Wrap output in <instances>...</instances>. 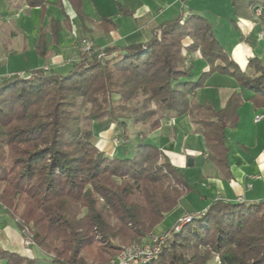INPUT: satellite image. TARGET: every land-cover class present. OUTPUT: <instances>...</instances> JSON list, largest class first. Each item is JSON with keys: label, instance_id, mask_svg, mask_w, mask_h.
I'll list each match as a JSON object with an SVG mask.
<instances>
[{"label": "trees", "instance_id": "obj_1", "mask_svg": "<svg viewBox=\"0 0 264 264\" xmlns=\"http://www.w3.org/2000/svg\"><path fill=\"white\" fill-rule=\"evenodd\" d=\"M239 9L237 0H231ZM251 12L264 0H243ZM7 10L43 9L46 0H5ZM253 14V13H252ZM264 27V19L257 21ZM188 39L189 43L184 44ZM83 42H85L83 40ZM46 56L44 36L35 45ZM207 65L193 82L183 52ZM243 71L199 16L163 26L144 45L80 52L60 75L37 69L0 79V205L52 264H108L123 247L143 244L191 189L162 151L138 140L124 154L95 144L114 126L124 148L127 123L157 130L161 120L188 115L199 127L206 156L228 177L227 130L245 100L264 107V64L251 57ZM214 73L239 87L214 110L194 100ZM86 114L77 112L79 102ZM126 153V154H125ZM264 264V200L211 202L191 222L165 233L157 256L145 264ZM5 264H32L0 251Z\"/></svg>", "mask_w": 264, "mask_h": 264}, {"label": "crops", "instance_id": "obj_2", "mask_svg": "<svg viewBox=\"0 0 264 264\" xmlns=\"http://www.w3.org/2000/svg\"><path fill=\"white\" fill-rule=\"evenodd\" d=\"M237 5L239 9H234L231 0H46L43 9L22 4L7 10L5 0H0V79L45 68L63 75L79 61L83 40L98 50L144 45L165 24L193 15L211 26L224 50L247 71L248 58L256 57L264 64V27L255 22L243 0H237ZM41 34L46 45L43 58L35 49ZM188 43L185 39L184 44ZM183 56L195 82L207 65L199 52L184 51ZM239 91L232 78L214 73L196 91L194 100L217 111ZM250 95L244 92L236 126L227 130L228 177L208 160L199 127L188 115L163 119L153 132L128 122L124 148L113 145L114 126L98 133L96 146L111 156L124 154L143 139L184 174L191 190L164 216L153 235L166 233L180 218L206 210L213 201L253 204L264 200V107L250 102ZM256 116H261L257 122ZM0 251L15 253L32 264H52L37 246L24 245L18 225L1 205Z\"/></svg>", "mask_w": 264, "mask_h": 264}, {"label": "built area", "instance_id": "obj_3", "mask_svg": "<svg viewBox=\"0 0 264 264\" xmlns=\"http://www.w3.org/2000/svg\"><path fill=\"white\" fill-rule=\"evenodd\" d=\"M253 18L255 22L263 18L264 11L257 7L253 10ZM257 23V22H256ZM261 36V35H260ZM92 50V45L90 43L84 42L82 44L81 52H88ZM44 70H47L46 68ZM261 116H256L255 121H259ZM116 141V140H115ZM194 218V214L185 215L180 218L175 225L172 227L175 232H178L183 225L189 223ZM165 241V233L159 236L151 235L147 242L143 244H130L123 247L119 254L111 260L112 264H145L153 260L157 254L160 252V245ZM32 244L29 239L24 240V245L28 246Z\"/></svg>", "mask_w": 264, "mask_h": 264}, {"label": "rangeland", "instance_id": "obj_4", "mask_svg": "<svg viewBox=\"0 0 264 264\" xmlns=\"http://www.w3.org/2000/svg\"><path fill=\"white\" fill-rule=\"evenodd\" d=\"M87 109H88V106L83 101H80L79 105H78V108H77V112L82 114V115H84V114H86ZM115 140L116 139L114 138L113 139V145L118 143L117 140L116 141ZM212 263H217L218 264L219 262L216 259V260L212 261Z\"/></svg>", "mask_w": 264, "mask_h": 264}, {"label": "water", "instance_id": "obj_5", "mask_svg": "<svg viewBox=\"0 0 264 264\" xmlns=\"http://www.w3.org/2000/svg\"><path fill=\"white\" fill-rule=\"evenodd\" d=\"M188 164H190V161H188Z\"/></svg>", "mask_w": 264, "mask_h": 264}]
</instances>
